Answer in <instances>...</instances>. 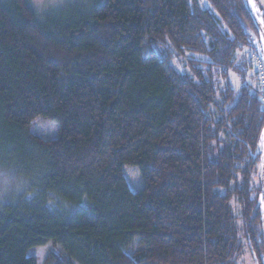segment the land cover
Here are the masks:
<instances>
[{
  "label": "trees",
  "instance_id": "trees-1",
  "mask_svg": "<svg viewBox=\"0 0 264 264\" xmlns=\"http://www.w3.org/2000/svg\"><path fill=\"white\" fill-rule=\"evenodd\" d=\"M261 21L250 0L0 4L4 165L29 183L0 205V264L48 244L45 264H264Z\"/></svg>",
  "mask_w": 264,
  "mask_h": 264
},
{
  "label": "rangeland",
  "instance_id": "rangeland-1",
  "mask_svg": "<svg viewBox=\"0 0 264 264\" xmlns=\"http://www.w3.org/2000/svg\"><path fill=\"white\" fill-rule=\"evenodd\" d=\"M10 0H0V4L6 3ZM31 4H35V9L40 16H45L49 13L57 12L61 9L68 7L69 5H75L80 7L94 6L97 3V0H29ZM99 1V0H98ZM251 6L259 14H264V0H250ZM248 52H246L247 54ZM244 54V53H243ZM253 53H249L244 57L241 55V59L251 58ZM187 57L184 60L191 58L190 54L186 55ZM252 62V61H251ZM263 62L255 61L252 72L255 74V81L251 80L249 83L252 84L255 88L260 91L262 100L264 102V70ZM187 70L189 68L186 66ZM233 82L236 85V89L240 90L242 88L241 81L236 80L235 76L232 77ZM0 125V132H1ZM59 132V127L57 124L53 123L50 120L38 119L34 122L31 133L39 138L44 140H52L57 138ZM4 134L0 133V205L4 203H15L21 198V195L24 193L26 188H28L27 178L19 174V172L10 166L4 165L6 163V157L4 152ZM264 141V137H263ZM264 148V144H263ZM264 150V149H263ZM264 163V160H263ZM125 176L134 191H138L142 187V179L139 171L136 168H126ZM264 181V177L262 178ZM235 212L240 213L241 209L235 206ZM51 252L59 253L61 250L52 245L48 244L44 247L34 248L29 254L34 256L37 259L38 264H45ZM237 264H257L252 253L245 251L244 255L240 257L237 261Z\"/></svg>",
  "mask_w": 264,
  "mask_h": 264
},
{
  "label": "water",
  "instance_id": "water-1",
  "mask_svg": "<svg viewBox=\"0 0 264 264\" xmlns=\"http://www.w3.org/2000/svg\"><path fill=\"white\" fill-rule=\"evenodd\" d=\"M262 176L264 177V165H263V169H262Z\"/></svg>",
  "mask_w": 264,
  "mask_h": 264
},
{
  "label": "snow or ice",
  "instance_id": "snow-or-ice-1",
  "mask_svg": "<svg viewBox=\"0 0 264 264\" xmlns=\"http://www.w3.org/2000/svg\"><path fill=\"white\" fill-rule=\"evenodd\" d=\"M33 7L35 8V7H36V5H35V4H33ZM261 23H264V21H261Z\"/></svg>",
  "mask_w": 264,
  "mask_h": 264
}]
</instances>
